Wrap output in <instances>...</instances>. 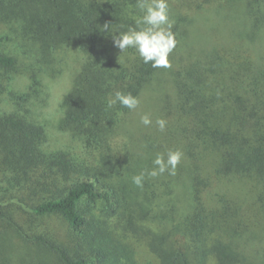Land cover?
<instances>
[{
  "label": "trees",
  "instance_id": "trees-1",
  "mask_svg": "<svg viewBox=\"0 0 264 264\" xmlns=\"http://www.w3.org/2000/svg\"><path fill=\"white\" fill-rule=\"evenodd\" d=\"M135 5L0 0V91L16 73L29 81L0 107V264H264V0H169L166 69L102 30L136 27ZM202 18L215 33L195 51ZM69 69L70 144L50 148L26 104ZM117 91L137 109L108 108ZM177 148L175 175L133 184Z\"/></svg>",
  "mask_w": 264,
  "mask_h": 264
},
{
  "label": "clouds",
  "instance_id": "clouds-1",
  "mask_svg": "<svg viewBox=\"0 0 264 264\" xmlns=\"http://www.w3.org/2000/svg\"><path fill=\"white\" fill-rule=\"evenodd\" d=\"M135 6L142 13L136 20V27H128L126 31L116 32L111 29V24L105 23L102 30L113 33L114 45L121 50V53L134 49L143 63H150L153 68L171 67L169 57L176 47L177 40L172 31L173 22L169 17V0H136ZM117 103L130 110H135L140 104V99L131 93L125 94L117 91L107 100V107L112 108ZM141 123L148 127L153 121L150 115L144 114L141 116ZM167 123L164 118H157L155 121L161 132L166 130ZM183 155L179 148L156 154L152 161L153 167L134 175L133 184L142 189L146 177L154 178L166 172L168 175H175Z\"/></svg>",
  "mask_w": 264,
  "mask_h": 264
},
{
  "label": "rangeland",
  "instance_id": "rangeland-1",
  "mask_svg": "<svg viewBox=\"0 0 264 264\" xmlns=\"http://www.w3.org/2000/svg\"><path fill=\"white\" fill-rule=\"evenodd\" d=\"M214 28H216V20L212 21L210 18L201 19L193 35V50L199 51L201 49L202 41L214 35ZM71 73L72 72L69 69L60 77H46L47 82L44 91L35 93V96L30 103L26 104L21 102L22 105L26 104L31 109V115H33V118L39 123H44L46 125L49 134L50 148L63 147L70 144L68 136L59 129V123L63 115V98L69 89L72 80ZM28 82L29 81L24 75L16 73L12 85L8 84L9 87H7V90L3 89L0 91V107L4 109L12 108L13 104H7L9 103V96L11 97L12 94L11 91L16 90L14 92L15 94L21 93L26 90ZM16 96L17 95H15V97ZM122 141L123 139L118 137L115 139L114 145L118 147L121 145ZM97 211L100 213L99 210ZM143 249L146 250L144 246Z\"/></svg>",
  "mask_w": 264,
  "mask_h": 264
}]
</instances>
